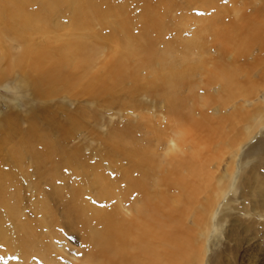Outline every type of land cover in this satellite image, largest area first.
I'll return each mask as SVG.
<instances>
[{
	"label": "bare ground",
	"instance_id": "6f19581e",
	"mask_svg": "<svg viewBox=\"0 0 264 264\" xmlns=\"http://www.w3.org/2000/svg\"><path fill=\"white\" fill-rule=\"evenodd\" d=\"M134 1L0 0L1 248L58 264L64 227L67 264H264V0H185L189 35Z\"/></svg>",
	"mask_w": 264,
	"mask_h": 264
},
{
	"label": "rangeland",
	"instance_id": "374dc122",
	"mask_svg": "<svg viewBox=\"0 0 264 264\" xmlns=\"http://www.w3.org/2000/svg\"><path fill=\"white\" fill-rule=\"evenodd\" d=\"M146 1H147V3L150 2L149 3L150 5H154V6L156 5L157 7L158 6L162 7V6H167V5L171 6L173 4L172 5L173 11L170 10L169 16H168L170 19L168 18L167 20H165V23H168L170 25L169 26L170 28H168V29L170 31H173V34L175 32V29H177L179 26L177 21H180V23L183 22V25H184L183 34L189 35L191 33L190 31L195 27V25H197V23L194 22V19H196L197 17H204V16L208 15V14L206 15L204 13L205 10L202 6H198V5L196 6L195 4L189 6L190 4H188L187 3L188 1H185V0H165V1L161 0L163 3L160 0H146ZM166 1H167V4L165 3ZM134 2H135L134 0L133 1L129 0L130 4L128 3V5L129 6L131 5V6L129 7L127 5V7L129 8L128 14L130 12L131 16L136 15L140 12V9H139L140 7L136 4H134ZM185 2H186V4H185ZM160 3H161V5H160ZM157 4H159V5H157ZM132 5H133V7H132ZM200 13H203V15H200ZM192 17H194V18H192ZM164 19H166V18H164ZM168 20H169V22H168ZM175 23H176V25H175ZM97 27H99V26H97ZM120 120H124V119L121 118ZM260 137L261 136L259 135L256 138V140ZM256 140H254L252 143L256 142ZM26 186H28V184H26ZM23 193L30 196V194H29L30 192L26 191V189H25V191H23ZM86 194H92V193L86 192ZM29 198H30L31 202H28V203L26 202L25 204L23 203V205H22L23 209H24L23 211L26 215H30V218H34L33 215H34L35 208L32 205L33 204L32 198H34V195L32 194V196ZM91 203H92V205H94L97 208H104V204L100 201L94 200ZM59 217H60V215H59ZM228 224L229 223H225L223 226V229L218 232V234H219L218 238L223 242L227 241L226 228H227ZM59 233H60L59 237L60 238L62 237V239H59V237H58L57 240H52V242L50 241L53 244V246L55 247L54 253L60 254V255H58L57 260L55 262H58V264H60L61 262H62L61 264H67L70 261H72V262H75L76 260L78 261V259H80V257L82 256L83 250H84V245H83L84 242H83L82 238H80V234L77 231H70L64 227L59 228ZM215 242L217 243V247H218L219 240H216ZM229 243L234 244L233 242H229ZM0 248H1V245H0ZM2 250H5V249H2V248L0 249V251H1L0 252V254H1L0 255V264H9V263H11V264H18V263L24 264L26 262V261H23V258L21 256L19 258L18 253L15 252V254H16L15 255V254H11V252H10V254H9V251L5 250V252H4ZM12 253H14V252H12ZM224 255H226V257H228V255L225 252H224ZM1 256H3V257H1ZM13 260H15V261H13ZM34 262H36V264H42V261L39 259L34 258Z\"/></svg>",
	"mask_w": 264,
	"mask_h": 264
},
{
	"label": "snow or ice",
	"instance_id": "6c2138e0",
	"mask_svg": "<svg viewBox=\"0 0 264 264\" xmlns=\"http://www.w3.org/2000/svg\"><path fill=\"white\" fill-rule=\"evenodd\" d=\"M200 15H203V13H200Z\"/></svg>",
	"mask_w": 264,
	"mask_h": 264
}]
</instances>
